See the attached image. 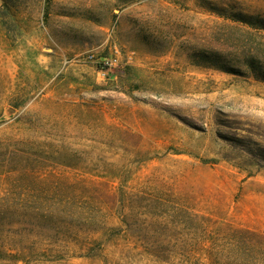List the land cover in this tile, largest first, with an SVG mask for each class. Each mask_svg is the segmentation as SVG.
Wrapping results in <instances>:
<instances>
[{
  "label": "rangeland",
  "instance_id": "obj_1",
  "mask_svg": "<svg viewBox=\"0 0 264 264\" xmlns=\"http://www.w3.org/2000/svg\"><path fill=\"white\" fill-rule=\"evenodd\" d=\"M231 12L264 0H0V264H264L262 40Z\"/></svg>",
  "mask_w": 264,
  "mask_h": 264
},
{
  "label": "trees",
  "instance_id": "obj_2",
  "mask_svg": "<svg viewBox=\"0 0 264 264\" xmlns=\"http://www.w3.org/2000/svg\"><path fill=\"white\" fill-rule=\"evenodd\" d=\"M224 16L242 26L254 29V34L262 40L261 44H255L247 52H244L243 57L239 61L243 63L247 73L264 81V18L242 12H231L227 15L224 14ZM201 59L213 68L217 67L234 74L242 73L241 67L243 66L233 64L230 60H226L225 56L218 51H202Z\"/></svg>",
  "mask_w": 264,
  "mask_h": 264
},
{
  "label": "built area",
  "instance_id": "obj_3",
  "mask_svg": "<svg viewBox=\"0 0 264 264\" xmlns=\"http://www.w3.org/2000/svg\"><path fill=\"white\" fill-rule=\"evenodd\" d=\"M91 59H93L94 58V56L93 55H90L89 56ZM98 63L99 64H101V65H112V64H114V62L116 61V59L115 58H99L98 60Z\"/></svg>",
  "mask_w": 264,
  "mask_h": 264
}]
</instances>
